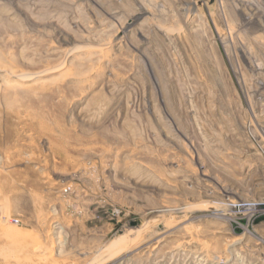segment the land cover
I'll return each instance as SVG.
<instances>
[{
    "label": "rangeland",
    "instance_id": "rangeland-1",
    "mask_svg": "<svg viewBox=\"0 0 264 264\" xmlns=\"http://www.w3.org/2000/svg\"><path fill=\"white\" fill-rule=\"evenodd\" d=\"M0 264H264V0H0Z\"/></svg>",
    "mask_w": 264,
    "mask_h": 264
},
{
    "label": "bare ground",
    "instance_id": "bare-ground-1",
    "mask_svg": "<svg viewBox=\"0 0 264 264\" xmlns=\"http://www.w3.org/2000/svg\"><path fill=\"white\" fill-rule=\"evenodd\" d=\"M258 67V66H257Z\"/></svg>",
    "mask_w": 264,
    "mask_h": 264
}]
</instances>
